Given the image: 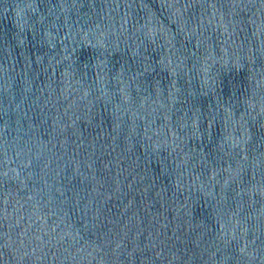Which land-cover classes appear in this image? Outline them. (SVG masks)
I'll return each instance as SVG.
<instances>
[{
    "label": "water",
    "instance_id": "obj_1",
    "mask_svg": "<svg viewBox=\"0 0 264 264\" xmlns=\"http://www.w3.org/2000/svg\"><path fill=\"white\" fill-rule=\"evenodd\" d=\"M0 264H264V0H0Z\"/></svg>",
    "mask_w": 264,
    "mask_h": 264
}]
</instances>
